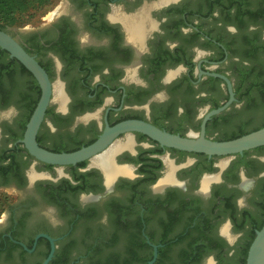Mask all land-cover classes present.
<instances>
[{"label":"flooded vegetation","instance_id":"flooded-vegetation-1","mask_svg":"<svg viewBox=\"0 0 264 264\" xmlns=\"http://www.w3.org/2000/svg\"><path fill=\"white\" fill-rule=\"evenodd\" d=\"M10 33L50 78L37 134L50 151L127 120L211 140L264 127V0H59ZM20 90L0 94V191L13 196L0 264L52 251L48 264H246L264 225V146L210 156L128 132L52 165L22 142L42 94L30 70Z\"/></svg>","mask_w":264,"mask_h":264},{"label":"water","instance_id":"water-1","mask_svg":"<svg viewBox=\"0 0 264 264\" xmlns=\"http://www.w3.org/2000/svg\"><path fill=\"white\" fill-rule=\"evenodd\" d=\"M0 47L9 52L10 57L18 59L37 79L42 94L38 104L26 125L24 143L27 150L38 160L52 165H70L90 159L104 151L119 135L128 132H141L159 142L162 146L186 151L206 153L210 156H228L243 153L246 150L264 146V127L229 140H211L202 134L198 138L183 137L164 131L150 123L141 120H127L114 126H106L100 136L91 144L71 152H54L41 147L37 134L44 120L46 110L51 101V81L41 64L25 47L8 31L0 29ZM222 108L215 112L221 111ZM53 245L54 239L48 235ZM53 257V251L41 264H48ZM152 264V262L150 263ZM246 264H264V225L258 230L247 257Z\"/></svg>","mask_w":264,"mask_h":264},{"label":"trees","instance_id":"trees-1","mask_svg":"<svg viewBox=\"0 0 264 264\" xmlns=\"http://www.w3.org/2000/svg\"><path fill=\"white\" fill-rule=\"evenodd\" d=\"M55 0H0V29L23 26ZM27 68L8 51L0 47V94L7 96L19 91L25 84ZM2 170V169H1ZM40 264V263H39Z\"/></svg>","mask_w":264,"mask_h":264},{"label":"rangeland","instance_id":"rangeland-1","mask_svg":"<svg viewBox=\"0 0 264 264\" xmlns=\"http://www.w3.org/2000/svg\"><path fill=\"white\" fill-rule=\"evenodd\" d=\"M59 3V0H55L54 1V4H51L49 6H46L44 9H43V13L42 15H37L35 16L34 18H32L30 21H28L25 25L23 26H17V27H12L9 29V32L10 31H13V30H20V29H23V27L27 26V24L29 23H33V24H40L42 22V17L48 12V11H51L53 9V7L55 5H57ZM18 97H16V99H14L15 101H20V96L17 95ZM9 196V197H13L12 195H9V193L5 192V191H0V216L2 215V213L5 211V208H6V203L7 201H5V198Z\"/></svg>","mask_w":264,"mask_h":264},{"label":"bare ground","instance_id":"bare-ground-1","mask_svg":"<svg viewBox=\"0 0 264 264\" xmlns=\"http://www.w3.org/2000/svg\"><path fill=\"white\" fill-rule=\"evenodd\" d=\"M124 145H125V144H124ZM125 146H126V145H125ZM125 146H124V147H125ZM114 150H115V149H114ZM110 154H111V153H110ZM110 154H109V155H110ZM107 156H108V155H107ZM110 156H111V155H110ZM110 158H111V157H110ZM108 159H109V158H108ZM98 162H99V161H98ZM105 164H106V163H105ZM102 165H103V163H102ZM108 166H109V163H107V167H108ZM105 168H106V167H105ZM106 171H107L108 175L111 176V175H113L115 172H116V173H117V172H122V171H124V170H123V169H121V170L119 169V170H114V171H113V168H106ZM110 179H111V178H110Z\"/></svg>","mask_w":264,"mask_h":264}]
</instances>
